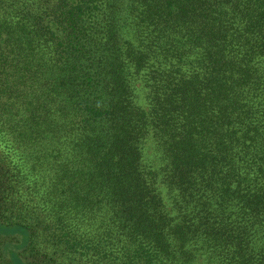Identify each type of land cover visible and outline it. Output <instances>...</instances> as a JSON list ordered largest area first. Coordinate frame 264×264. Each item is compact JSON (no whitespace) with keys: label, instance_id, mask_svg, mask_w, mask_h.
<instances>
[{"label":"trees","instance_id":"obj_1","mask_svg":"<svg viewBox=\"0 0 264 264\" xmlns=\"http://www.w3.org/2000/svg\"><path fill=\"white\" fill-rule=\"evenodd\" d=\"M0 264H264V0H0Z\"/></svg>","mask_w":264,"mask_h":264}]
</instances>
